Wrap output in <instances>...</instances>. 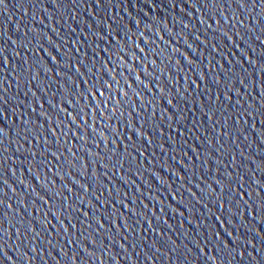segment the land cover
<instances>
[{"label":"water","instance_id":"1","mask_svg":"<svg viewBox=\"0 0 264 264\" xmlns=\"http://www.w3.org/2000/svg\"><path fill=\"white\" fill-rule=\"evenodd\" d=\"M0 264H264V0H0Z\"/></svg>","mask_w":264,"mask_h":264},{"label":"snow or ice","instance_id":"2","mask_svg":"<svg viewBox=\"0 0 264 264\" xmlns=\"http://www.w3.org/2000/svg\"><path fill=\"white\" fill-rule=\"evenodd\" d=\"M109 87H111V85H109ZM89 91L91 92L92 89L90 88ZM101 95H103V93H101ZM118 103H119V101H118ZM74 119H75V117H74Z\"/></svg>","mask_w":264,"mask_h":264}]
</instances>
